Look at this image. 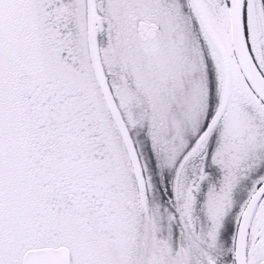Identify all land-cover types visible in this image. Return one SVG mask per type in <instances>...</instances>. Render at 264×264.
I'll list each match as a JSON object with an SVG mask.
<instances>
[{
    "label": "rangeland",
    "instance_id": "1",
    "mask_svg": "<svg viewBox=\"0 0 264 264\" xmlns=\"http://www.w3.org/2000/svg\"><path fill=\"white\" fill-rule=\"evenodd\" d=\"M37 1L0 0V264H21L23 254L29 249L61 245L69 248L71 264H157V257L155 261L153 258L156 232L166 230V214L170 209L166 202L160 203L156 192L150 190L147 170L150 161L142 149L136 125L139 111L127 105L125 97L117 90L124 76L110 52H102L110 49L113 41L111 14L114 11L111 6L120 9L131 0H94L93 13L90 11L88 16L93 40L87 42V52L103 98L111 116L118 119L116 133L123 156L133 170L134 188L127 183L128 191L123 189L125 177H113L112 160L108 157L105 167L111 170L109 178L98 177V173L93 177L95 161L86 151H76L73 136H69V143H63L57 142V127L53 133L51 128L38 133L43 116L37 109V104L42 103L41 100L38 102V92L43 91L41 99L44 103L46 100L57 109V80L62 81L68 70L57 62L47 64L49 53L43 49L42 38L48 32L36 23L39 19V15H34ZM132 1L138 6L145 2L152 6L156 2ZM201 1L230 59L232 82L226 78L223 62L190 0H175L173 8H163L162 19L169 21L175 13L181 14L186 23L182 30L188 28L184 38L188 34L193 36L200 57L209 63L216 83L214 90L215 85L217 88V95L212 100L213 116L223 106L226 84L231 82L228 102L220 111V117L213 120L211 115L207 121H214V126L207 131L197 129L204 122L209 107L200 64L190 59V55L193 59L197 57L189 47L171 42L170 31L161 41L158 39L164 44L161 51L155 53L158 51L156 46L151 56L137 57V67L144 81L159 72L161 81L172 85L161 84L162 93L154 89L156 85L150 89L141 88L139 100L152 111H162L165 121L170 123L172 119L173 129H164L170 134L162 143V151L166 153L160 154V165L164 172L167 167L165 177H172L168 201L180 211L189 212L193 217L192 225L200 229L198 242L194 244L198 255L191 246L190 250L197 260L202 259L200 253L209 251L207 264L210 259L216 264H234V242L240 217L256 188L264 181V105L253 94L237 65L231 46L228 0ZM251 3L249 38L256 60L264 71V0H251ZM39 8L45 11L44 0L39 3ZM79 10L80 14H85L81 0ZM89 10L88 2L87 12ZM170 26L171 22L169 30ZM157 34L155 31L140 32L150 41ZM172 46L181 54L171 57L174 54ZM45 68H48L47 74ZM206 91L208 93L207 88ZM57 118L62 119L54 113L55 123ZM183 126L194 130L192 140L185 137V142L175 145V138ZM214 136L216 141L206 167L209 151L206 147ZM191 144L193 146L189 147ZM117 182L118 186H114ZM138 184L143 187L141 206L145 204L149 211L147 215L142 211L146 215L142 221L139 216H134V222L133 212L130 216L127 212L141 210ZM65 186H70V190ZM129 190L135 192L137 202ZM107 193L113 197L105 202ZM126 217L131 218V232H128ZM140 226L145 228L146 234ZM263 243L264 200L253 220L248 264H262ZM176 263L171 257L161 264ZM178 263L186 261L179 260Z\"/></svg>",
    "mask_w": 264,
    "mask_h": 264
},
{
    "label": "trees",
    "instance_id": "2",
    "mask_svg": "<svg viewBox=\"0 0 264 264\" xmlns=\"http://www.w3.org/2000/svg\"><path fill=\"white\" fill-rule=\"evenodd\" d=\"M77 1L78 2H76V0H44L46 8L45 11L42 12L39 8V3L43 2V0H39L37 1L38 6L36 5L34 10V15H39V19H36V23L44 26V29L48 32V34L43 35L42 38V43L44 44L43 49L46 51L48 50L49 53V59L46 60L47 64L51 61L54 63L57 62V65L68 70L67 76L62 81L59 82L57 80V109L54 108V105H48L46 100L44 103L41 99L43 91L41 90L38 92L40 93L38 102L41 100L42 103L37 102V109L41 112V115H43L42 121L38 126V133L42 131L45 133L48 128H51V132L53 133L56 131L55 127H57V142L63 143H69V136L70 138L73 136V140L76 142V151H86L87 154H89V158L95 161V170L93 169L91 173L93 177H95L97 173L98 177H104V179L108 177V174L111 172V170H107V167H105L108 157L112 160V162H109L112 164V170L114 171L113 177H125L123 189L124 191H128L126 189L127 183L131 189L134 188V181L131 178L133 170L129 168L130 164L125 161V155L123 156L121 150V143L116 133L119 130L116 126L118 119H114L111 116L109 105L106 104V99L103 98L99 81L93 72L89 52H87L88 39L90 43L93 40L90 34L91 29L88 25V16L90 17L91 14L90 10L87 12L89 0H85V2L81 0L82 9L85 14H80V0ZM174 3L175 0H170L167 3L164 0H156V2L154 1L152 3V6H149L147 2L144 3L145 5L138 6L131 0L130 4L128 3L127 6L120 7V9L112 5L111 10L114 11V14H111L113 17V28L111 29L113 41L111 43V48L104 49L102 52L103 54H108V52H110V56L114 60L113 62H116L120 71H122V77L124 76L123 83L117 85V90H119L120 94H123L127 105H131L139 111V118L136 125L139 127V137H141V144L143 146L142 149L146 152L147 159L150 161H147L148 164L146 163L148 166V175L150 176L148 178L150 181V190L152 189V193L156 192L158 199H160V203L166 202L170 209L169 213L166 214V230L164 229L165 231L156 232V240L154 241L155 250L153 252L154 261L157 257V264H161L163 261H166V259L170 260L171 257H173L177 262L176 264H182L178 263L179 260H185L186 263L184 264H207L209 251L205 250L200 253L202 259L199 258V260H197L189 248V246H191L196 253L194 244L198 242L197 240L200 232L199 227L194 228L191 223L193 217L189 212H185L184 210L180 211V208L173 207L171 201L167 199V194L172 191V177H165L167 167L165 166L164 172V169H162L160 165V157L166 153V151H162V143H164L165 138L170 134L164 129L165 127L168 131L170 128L173 129L172 119L170 118V123L165 121L162 111H152V108L148 107L145 102L139 100V90H141V88L150 89L151 86L156 85L154 89L162 93L163 87H159L161 84H168L170 86L171 82L161 81L159 72L152 74L149 80L144 81L142 73H140V69L137 67V57L145 59L147 56H151L155 52L156 46H158V51L155 53L161 51L160 48L161 46L163 47L164 44L159 43V40L161 41L163 37L167 35L166 33L170 31L172 36L171 42L176 45H183V47H189L193 56L195 58L197 57V59H193L192 55H190V59L192 58V60L200 64L203 80L202 85L205 87L204 94L207 97V105L209 107L204 117V122L198 126L197 129L202 128V130L206 129L207 131L208 128L214 126V121L211 122V119L207 121L212 115L213 97L217 95L216 85L214 90V84L216 83L210 70V65L204 57H200V53L197 50L198 47L192 40L193 36L191 37L190 34H188V36L186 35L187 38H184L183 35L188 31V28L182 30V26L186 23L181 14L178 15L175 13L174 18L169 21L162 19L163 8L167 9V6L173 8ZM170 9L171 8L168 10ZM174 19L176 20V24ZM138 20L155 23L158 26V29L155 31L156 34L158 33L156 38H153L151 41L144 39L136 28ZM170 22L171 26L169 30L168 27ZM172 23L173 26H175L174 28H172ZM172 48L174 54L172 53L171 57L181 54L178 53V49L175 46H172ZM167 55L170 56V54ZM44 71L45 74H47L48 68H45ZM62 82L63 84H61ZM206 88L208 89V93ZM167 103L169 106L172 105L170 102ZM158 105L162 106V104ZM65 110H67L69 114L65 115ZM54 113H57V117H62V119L57 118V123H55L53 119ZM219 117V112L217 115H212L213 120ZM193 121L195 122V120ZM182 128L184 129L181 130L175 138V145H181L185 137H187L189 141L192 140L191 135L194 130L184 126ZM190 130H192L191 133H189ZM183 136L184 138L181 139ZM215 141L216 138L214 136L210 139V143L206 147V149H209L206 156V167L209 165L210 153L214 147ZM193 144L189 147L193 146ZM181 158L182 157L179 159ZM103 186H105V183H103ZM114 186H118V182ZM70 188V186H65L66 190H70ZM111 188V190L114 191V188ZM138 191L140 196L138 197V203L141 210L132 211L131 209L130 212H127L129 216V213L132 214L133 212L131 218L134 222L136 221L134 216H139L138 218L142 221L143 217L147 215V211H149V208H146L145 204L141 206V202L143 201V187L141 184H138ZM129 192L131 196H133L134 201L137 202L135 192L133 190H129ZM104 196L106 202L110 197H113V194L107 193ZM178 206L177 204V207ZM142 211H144L146 215L142 214ZM131 218L126 217V221L129 225L128 232H131L132 228L129 221ZM140 228H142L143 233L146 234L145 228L142 226H140ZM196 254L198 255V253Z\"/></svg>",
    "mask_w": 264,
    "mask_h": 264
},
{
    "label": "water",
    "instance_id": "3",
    "mask_svg": "<svg viewBox=\"0 0 264 264\" xmlns=\"http://www.w3.org/2000/svg\"><path fill=\"white\" fill-rule=\"evenodd\" d=\"M93 1L89 0L90 11L93 13ZM197 17L205 31L209 41L218 52L226 70V78L230 79V60L225 47L219 36L213 29L212 23L207 15L201 0H190ZM246 0H228L230 17L231 46L247 85L264 105V75L261 72L255 58L250 50L244 19V7ZM150 29L157 30L155 23L141 20L137 24V31L147 33ZM227 88H229V81ZM227 89H225L226 92ZM229 90V89H228ZM226 94V93H225ZM229 94V93H228ZM225 95L222 109L228 102ZM264 198V182L253 193L247 202L240 217L234 242V264H248L249 235L256 211ZM21 264H71V252L66 246L41 247L27 250L22 257ZM210 264H216L210 261Z\"/></svg>",
    "mask_w": 264,
    "mask_h": 264
},
{
    "label": "flooded vegetation",
    "instance_id": "4",
    "mask_svg": "<svg viewBox=\"0 0 264 264\" xmlns=\"http://www.w3.org/2000/svg\"><path fill=\"white\" fill-rule=\"evenodd\" d=\"M229 5V4H228ZM251 5H252V3H251V0H246L245 1V7H244V19H245V26H246V32H247V39H248V42H249V46H250V50H251V52H252V54H253V56H254V58H255V61L257 62V60H256V57H255V55H254V53H253V51H252V46H251V42H250V38H249V32H248V25H249V16H250V11H251ZM146 22H148V21H146ZM148 23H151V22H148ZM149 31H156V30H154V29H150ZM148 31V32H149ZM147 32V33H148ZM140 33V32H139ZM257 64H258V66H259V68L261 69V71H262V73H263V75H264V71L262 70V68L260 67V65H259V63L257 62ZM230 81H231V79H230ZM232 82V81H231ZM231 82H229V83H231ZM227 85L228 84H226V92H227V94L230 92V89L229 88H227ZM230 85V84H229ZM229 89V90H228ZM225 92V93H226ZM225 93H224V97H225ZM229 95V94H228ZM223 100H224V98H223ZM223 102V101H222ZM221 108L222 107H220L219 108V110L220 111H222L221 110ZM220 111H219V113H220ZM264 181H262L259 185H258V187L263 183ZM257 187V188H258ZM257 188H256V190H257ZM263 200H264V198H263ZM263 202V201H262ZM261 202V203H262ZM260 206V205H259ZM259 208V207H258ZM257 212V211H256ZM256 215V214H255ZM254 220V219H253ZM253 224V223H252ZM251 228H252V226H251ZM250 233H251V230H250ZM249 239H250V235H249ZM264 244V243H263ZM248 246H249V244H248ZM264 246V245H263ZM211 260V259H210ZM210 260H209V263H210ZM262 264H264V261L262 262Z\"/></svg>",
    "mask_w": 264,
    "mask_h": 264
},
{
    "label": "bare ground",
    "instance_id": "5",
    "mask_svg": "<svg viewBox=\"0 0 264 264\" xmlns=\"http://www.w3.org/2000/svg\"><path fill=\"white\" fill-rule=\"evenodd\" d=\"M230 60V59H229Z\"/></svg>",
    "mask_w": 264,
    "mask_h": 264
}]
</instances>
